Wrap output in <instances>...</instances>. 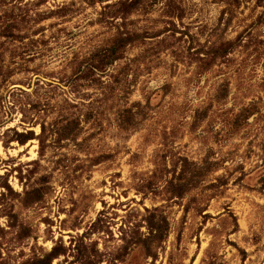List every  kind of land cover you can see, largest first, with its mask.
Wrapping results in <instances>:
<instances>
[{
	"label": "rangeland",
	"instance_id": "1",
	"mask_svg": "<svg viewBox=\"0 0 264 264\" xmlns=\"http://www.w3.org/2000/svg\"><path fill=\"white\" fill-rule=\"evenodd\" d=\"M52 252L264 264V0H0V264Z\"/></svg>",
	"mask_w": 264,
	"mask_h": 264
},
{
	"label": "trees",
	"instance_id": "2",
	"mask_svg": "<svg viewBox=\"0 0 264 264\" xmlns=\"http://www.w3.org/2000/svg\"><path fill=\"white\" fill-rule=\"evenodd\" d=\"M28 139H30L29 137H25L24 139H19V142L21 144H24ZM59 254L58 253H50L48 254L47 257L41 259V260H33L32 264H51L52 259L56 258ZM35 262V263H34Z\"/></svg>",
	"mask_w": 264,
	"mask_h": 264
},
{
	"label": "water",
	"instance_id": "3",
	"mask_svg": "<svg viewBox=\"0 0 264 264\" xmlns=\"http://www.w3.org/2000/svg\"><path fill=\"white\" fill-rule=\"evenodd\" d=\"M21 87V86H20ZM21 88H23V87H21Z\"/></svg>",
	"mask_w": 264,
	"mask_h": 264
}]
</instances>
